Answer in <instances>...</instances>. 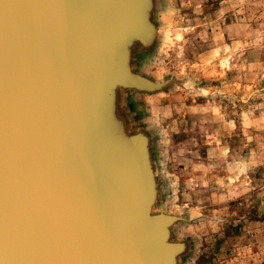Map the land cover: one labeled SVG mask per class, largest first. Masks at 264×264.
I'll return each instance as SVG.
<instances>
[{
    "label": "water",
    "instance_id": "obj_1",
    "mask_svg": "<svg viewBox=\"0 0 264 264\" xmlns=\"http://www.w3.org/2000/svg\"><path fill=\"white\" fill-rule=\"evenodd\" d=\"M146 2L0 0L1 264H168L174 254L159 243L165 219L145 214L136 140L120 145L103 124L111 87L146 82L119 47L147 28Z\"/></svg>",
    "mask_w": 264,
    "mask_h": 264
},
{
    "label": "rangeland",
    "instance_id": "obj_2",
    "mask_svg": "<svg viewBox=\"0 0 264 264\" xmlns=\"http://www.w3.org/2000/svg\"><path fill=\"white\" fill-rule=\"evenodd\" d=\"M144 8L119 47L146 82L110 89L103 124L141 150L168 264H264V0Z\"/></svg>",
    "mask_w": 264,
    "mask_h": 264
},
{
    "label": "bare ground",
    "instance_id": "obj_3",
    "mask_svg": "<svg viewBox=\"0 0 264 264\" xmlns=\"http://www.w3.org/2000/svg\"><path fill=\"white\" fill-rule=\"evenodd\" d=\"M132 15V14H131ZM134 23H135V21H134ZM155 26V25H154ZM141 28V27H140ZM144 29V28H143ZM149 26H147V28L146 29H144V31H143V33L140 35V37H144L146 34H147V31H149ZM154 29V28H153ZM141 30V29H140ZM140 30L139 31H137V32H133V34H138V33H140ZM153 35V34H152ZM113 35H111V37H112ZM111 37H109V38H111ZM111 40H112V38H111ZM123 63L124 64H126V62L125 61H123ZM88 67H90L91 69H93L94 68V70H96L97 72H101V71H105V70H107L108 69V67H107V65L106 64H103V63H101V62H98V63H96V64H92L91 62H88ZM118 84H115L113 87H111V89L112 88H114L115 86H117ZM121 85H123V84H121ZM122 164H123V167L126 169V167H125V165H124V163L122 162ZM99 176H100V174H99ZM140 190H141V188H140ZM118 192V195H120V193L122 194V195H125V196H127V191L126 190H124V189H120V193H119V190L117 191ZM124 193V194H123ZM145 208V207H144ZM145 211H146V208H145ZM146 214V213H145ZM163 218V217H162ZM167 221H161V223H162V225H164L165 223H166ZM121 234H122V232H121ZM161 239V238H160ZM167 257V259H169L170 260V258H171V256L170 255H167L166 256ZM156 258L155 259H151V263L152 264H155L156 263ZM0 264H1V262H0ZM3 264V263H2ZM145 264H150V262H145ZM163 264V263H162Z\"/></svg>",
    "mask_w": 264,
    "mask_h": 264
}]
</instances>
